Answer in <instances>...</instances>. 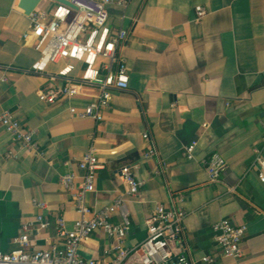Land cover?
I'll use <instances>...</instances> for the list:
<instances>
[{
    "label": "crops",
    "instance_id": "obj_1",
    "mask_svg": "<svg viewBox=\"0 0 264 264\" xmlns=\"http://www.w3.org/2000/svg\"><path fill=\"white\" fill-rule=\"evenodd\" d=\"M20 0H0V113L10 111L24 129L33 131L41 156L18 151L0 125V252L18 246L14 239L21 224L41 213L51 223L29 238L26 250L45 249L54 241L55 219L71 229L78 218L59 177L81 174L75 159L89 147L96 149L100 169L95 191L85 196L99 210L124 195L120 167L129 166L142 185L134 197L123 196L130 229L124 245L131 248L145 237V220L158 204L186 211L184 243L189 256L222 258L213 241L211 225L226 218L244 225L240 264H264V185L252 167L264 160V0H130L125 7L108 5V25L123 29L126 40L118 47L129 77L125 90H112L101 121L71 115L89 98H61L52 104L37 99L45 78L31 73L38 53L24 43L29 17ZM54 0H41L36 9L50 10ZM205 15L195 21V7ZM55 67H50L54 69ZM93 94V90H87ZM152 138L165 163L155 175V159H145ZM195 144L193 159L183 147ZM258 150V153L256 152ZM8 151L16 153L7 158ZM219 154L226 163L215 183L208 181L202 160ZM32 200L45 203L38 210ZM118 220V215L112 217ZM85 259L109 263L111 240L101 231L79 246Z\"/></svg>",
    "mask_w": 264,
    "mask_h": 264
},
{
    "label": "built area",
    "instance_id": "obj_2",
    "mask_svg": "<svg viewBox=\"0 0 264 264\" xmlns=\"http://www.w3.org/2000/svg\"><path fill=\"white\" fill-rule=\"evenodd\" d=\"M71 6L54 2L50 10L34 9L29 17V28L22 34L24 43L38 53L31 65L33 74L45 78L44 85L36 92L37 99L52 104L61 98H89L82 110L69 108L71 115L101 121L108 109L112 90H125L129 77L124 59L118 47L126 40L127 32L114 30L108 25V5L125 7L130 0H65ZM195 21H199L205 10L195 7ZM55 67L50 69V67ZM87 90H93L88 94ZM0 125L18 147V151L32 156H41V150L33 139V131L26 130L10 111L0 113ZM262 143L264 145V123ZM142 139L147 141L143 153L145 159H155L153 174L163 173L165 163L158 157L155 144L146 132ZM195 144L183 147V155L191 160ZM258 153V150H256ZM5 156L14 158L16 153L8 151ZM76 167L81 174L68 172L59 177V185L68 195L78 218L71 229H67L62 217L55 219L54 241L45 249L26 250L29 238L46 231L51 223L41 213L21 224V233L14 239L18 246L8 253L0 252V264H217L216 257L204 254L198 259L189 256L184 243L183 220L187 213L177 207V200L169 193L170 206L158 204L145 220V237L137 245L127 248L124 238L130 229L125 196L134 197L142 182L136 180L129 166L119 169V178L125 185L124 195H118L110 205L92 210L85 200L88 193L95 191L96 173L100 162L95 148L89 149L78 159ZM208 181L215 183L226 167L225 160L217 153L202 160ZM252 167L256 169L259 183L264 185V160L256 156ZM38 210H45V203L32 200ZM118 220H113V215ZM101 231L111 240L112 260L109 263L85 259L79 254L80 244L93 232ZM212 238L219 255L230 258L234 264L242 257V241L246 232L244 225H234L223 218L211 225Z\"/></svg>",
    "mask_w": 264,
    "mask_h": 264
},
{
    "label": "water",
    "instance_id": "obj_3",
    "mask_svg": "<svg viewBox=\"0 0 264 264\" xmlns=\"http://www.w3.org/2000/svg\"><path fill=\"white\" fill-rule=\"evenodd\" d=\"M40 1L41 0H20L18 6L24 11L26 15H30V13H32V11L37 7ZM54 1L71 6L65 0H54Z\"/></svg>",
    "mask_w": 264,
    "mask_h": 264
}]
</instances>
